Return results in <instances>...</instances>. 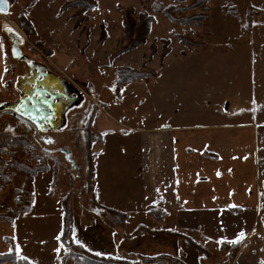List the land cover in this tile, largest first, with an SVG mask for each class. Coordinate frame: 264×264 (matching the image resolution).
I'll list each match as a JSON object with an SVG mask.
<instances>
[{
	"label": "rangeland",
	"instance_id": "obj_1",
	"mask_svg": "<svg viewBox=\"0 0 264 264\" xmlns=\"http://www.w3.org/2000/svg\"><path fill=\"white\" fill-rule=\"evenodd\" d=\"M7 1L9 10L0 15L4 57L0 104L13 100L16 95L13 85L19 77L29 74V62L44 65L71 86L74 96L80 97L78 103L68 108L66 127L51 134L57 144L42 145L50 150H69L75 170L62 154L41 150L31 140L29 129L26 128L22 141L18 139L19 130L7 117L0 121V217L18 219L19 255L25 258H20L22 264H77L78 255L111 256L137 264L140 261L149 264L150 260H146L149 258L151 261L161 258L162 264H233L232 261L257 264L261 258L264 264V239L260 237L264 236L263 218L260 221L263 231L257 228L254 237L247 240L250 242L244 252L233 257L235 245L242 243L253 224L250 213L191 215V219L184 218L176 225L161 224V218L155 215V219L143 220L139 227L100 208L92 202L90 190L98 142L95 135L90 137L88 133L90 121L101 120L102 113L98 112L103 104L111 112L116 108L114 102L119 93H115V85L120 69L156 75L137 81L146 80L145 83L129 84L132 89L126 93L124 111L137 124L142 123L141 111L162 108L163 97L176 94L184 96L186 102L195 96L213 99L217 95L207 108L217 107V100L222 97L225 98L222 110L237 109L240 116V112L251 113L254 109L251 100L240 95L246 90V80L242 81L237 72L233 78L229 68L236 70V65L240 68L246 58L245 49H256L262 41L264 0H212L207 4V19L187 26L154 12L152 0ZM68 2L96 4V8L86 10L78 5L64 10ZM161 3L176 4L175 0ZM199 13L195 9L183 16ZM143 14L155 20L147 37L138 27ZM20 15L28 27H20ZM124 25L129 28L130 37ZM251 27L258 33H243ZM17 37L20 41L11 42ZM143 37L142 45L127 50L131 42L136 44ZM14 45L20 52L18 57H13ZM262 105L256 106L258 112ZM115 119L120 120L115 115L109 116L111 127L117 124ZM258 137L264 181V129H260ZM63 204L68 250L58 240ZM169 228L192 238L213 255L208 251L201 254L186 239L171 235Z\"/></svg>",
	"mask_w": 264,
	"mask_h": 264
},
{
	"label": "crops",
	"instance_id": "obj_2",
	"mask_svg": "<svg viewBox=\"0 0 264 264\" xmlns=\"http://www.w3.org/2000/svg\"><path fill=\"white\" fill-rule=\"evenodd\" d=\"M243 33L258 31L251 27ZM261 39L258 48L245 49L246 58L240 68H229L233 78L237 72L242 81L246 80V90L240 95L251 100V113L240 112V116L237 109L222 110V97L218 98L217 107L207 108L217 95L213 99L195 96L186 102L184 96L176 94L163 97L162 108L141 111L142 123L137 124L124 111V99L131 85L119 92L112 112L102 105L98 112L102 113L101 120L95 119L90 128L102 136V142L95 144L94 160V195L99 205L125 214L128 223L139 227L143 220L155 219V215H159L161 224L176 225L184 218L191 219V215H235L230 210L238 209L239 214L250 213L253 218L248 234L235 245L234 259L244 252L250 242L247 240L254 237L257 228L262 230L263 220L258 135L264 129V35ZM3 58L0 39V78L4 73ZM257 105H262L259 112ZM113 115L120 120L115 119L117 124L111 127L109 116ZM17 220L15 225L0 222V254L10 252L5 242L9 238L18 257L24 258L19 255ZM168 230L182 234L173 228ZM260 237L264 239L261 234ZM257 250L260 252L259 247ZM257 264H263L261 258Z\"/></svg>",
	"mask_w": 264,
	"mask_h": 264
},
{
	"label": "flooded vegetation",
	"instance_id": "obj_3",
	"mask_svg": "<svg viewBox=\"0 0 264 264\" xmlns=\"http://www.w3.org/2000/svg\"><path fill=\"white\" fill-rule=\"evenodd\" d=\"M28 67L29 74L19 77L13 85L12 90L16 94L13 100L0 104V121L7 117L19 130L18 139L22 141L26 128L29 129L31 140L46 153L63 155L61 150L70 152L66 148L50 150L42 145L57 144L51 134L66 127L68 108L78 103L80 97L74 96L73 89L61 84L44 65L29 62ZM60 93L64 96H57Z\"/></svg>",
	"mask_w": 264,
	"mask_h": 264
},
{
	"label": "trees",
	"instance_id": "obj_4",
	"mask_svg": "<svg viewBox=\"0 0 264 264\" xmlns=\"http://www.w3.org/2000/svg\"><path fill=\"white\" fill-rule=\"evenodd\" d=\"M152 10L156 13H161L163 14L169 21L173 22V23H178L180 25L183 26H187L190 24L193 25H198L199 23H201L202 21H205L207 19V14L206 12L208 11V7L207 4L209 2H211L212 0H193L189 5H182L184 4L187 0H175L176 4L174 5H169V6H163V4L161 3V0H152ZM79 5V6H78ZM80 5L82 7H85L86 10H93L96 8V4H87L86 2H68L66 4V6L64 7V10L69 8V7H80ZM198 9L200 10L201 13L199 14H192L188 17L183 16V14L185 12H189L192 10ZM18 22L21 28H26L29 26V24L26 22L25 18L23 17V15H20L18 17ZM140 23H139V30L144 32V37H147V35L150 32L151 29V25L155 22L154 18L151 16H147L146 14L141 15L140 17ZM127 26L124 25V30L126 32V35L130 37V33L127 32ZM129 29V28H128ZM138 30V31H139ZM140 38L138 40V42L135 44L133 42H131V45L127 48V50H132L140 45H142L145 41V38ZM156 77V75H147V74H143V73H138L135 70H126V69H120L118 70V74H117V82H116V89H115V93H119L121 88L125 85H129L131 83L143 80V79H150V78H154ZM93 122V119L90 121V123L88 124V130L89 128H91V123ZM91 131V129H90ZM90 137L95 135L96 136V142H102V136L101 134H93L92 132H88ZM93 179H94V172H93ZM94 189H95V185L94 183L91 186V199L92 202H94L96 205H98L100 208L105 209L106 211L112 213L113 215L121 218L123 221L125 219H127V216L125 214H121L118 213L114 210L105 208L101 205H99L96 202L95 199V195H94ZM260 213L262 218L264 219V181L262 182V187L260 189ZM63 207V216H62V227H61V235L59 236V242L62 244V246L64 248H66L68 250V248H70V246L66 243L65 241V235L66 233H68L67 230V226L65 224V213H66V208L64 206V204L62 205ZM29 212V211H28ZM231 213L233 214H239L241 212V210L238 209H232L230 210ZM5 220L7 222H9L11 225H13L15 223V219H8L1 216L0 220ZM171 234V233H169ZM171 235L177 236V237H181L186 239V241H188L198 252H200L201 254H206V250L204 248H202L201 246H199L198 244H196L195 242H193L191 239L187 238V237H183L182 235L178 234V233H172ZM6 242L9 244L10 247V252L7 254H0V264H22V259H20L17 256V252H16V246L15 244L12 242L11 239H6ZM70 257H72L71 254H69ZM98 258H94V257H89V256H83L81 255V257L78 255L76 258V263L77 264H137L134 262H131L129 260H121L119 258H115V257H111V256H96ZM162 257V256H159ZM163 257H167V256H163ZM85 258V259H84ZM152 258L146 259V260H150L148 263L149 264H162L160 259L158 258V260H154L151 261ZM145 261V260H144ZM138 264H143L142 261H140Z\"/></svg>",
	"mask_w": 264,
	"mask_h": 264
},
{
	"label": "water",
	"instance_id": "obj_5",
	"mask_svg": "<svg viewBox=\"0 0 264 264\" xmlns=\"http://www.w3.org/2000/svg\"><path fill=\"white\" fill-rule=\"evenodd\" d=\"M0 8H3L4 11H0V15H4L8 12L9 10V4H8V1L5 0L4 3H0ZM18 41H20V39L17 37L16 39L15 38H12V41L13 43H17ZM12 54H13V57H18L20 55V52L17 48L16 45H14V47L12 48ZM57 96L59 97H62L64 96L62 93L58 94ZM61 153H63L65 159L67 160V162L70 164L71 168L73 170L76 169V165H75V162L72 160V158L70 157V152L66 151V150H61Z\"/></svg>",
	"mask_w": 264,
	"mask_h": 264
},
{
	"label": "bare ground",
	"instance_id": "obj_6",
	"mask_svg": "<svg viewBox=\"0 0 264 264\" xmlns=\"http://www.w3.org/2000/svg\"><path fill=\"white\" fill-rule=\"evenodd\" d=\"M58 80H59V82L61 83V84H63L65 87H68V88H71V86H69L65 81H63L62 79H60V78H58V77H56ZM75 103V102H74ZM61 120H62V117H61Z\"/></svg>",
	"mask_w": 264,
	"mask_h": 264
},
{
	"label": "snow or ice",
	"instance_id": "obj_7",
	"mask_svg": "<svg viewBox=\"0 0 264 264\" xmlns=\"http://www.w3.org/2000/svg\"><path fill=\"white\" fill-rule=\"evenodd\" d=\"M4 2H5V0H0V3H4ZM0 11H4V9L0 8ZM8 31H11V29L9 28Z\"/></svg>",
	"mask_w": 264,
	"mask_h": 264
}]
</instances>
